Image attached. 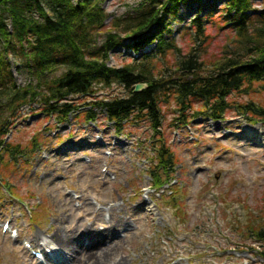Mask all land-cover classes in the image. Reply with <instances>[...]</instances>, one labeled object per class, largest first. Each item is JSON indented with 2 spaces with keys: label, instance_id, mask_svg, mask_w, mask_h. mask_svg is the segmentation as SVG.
<instances>
[{
  "label": "rangeland",
  "instance_id": "1",
  "mask_svg": "<svg viewBox=\"0 0 264 264\" xmlns=\"http://www.w3.org/2000/svg\"><path fill=\"white\" fill-rule=\"evenodd\" d=\"M226 1L180 3L177 15L168 18L169 33L164 34L165 41L174 39L178 56L194 47L190 32L185 31L192 18H202ZM100 2L109 24L140 0ZM252 5L264 13V0H252ZM226 28L206 26L212 36L206 47L208 62L229 49L235 33ZM153 48L145 52L152 54ZM139 56L118 48L108 65L119 67L126 62L123 59ZM175 61L176 52L167 51L154 63L156 74L177 81L172 71ZM7 62L16 85L25 86L29 77L17 70L19 57L11 55ZM61 72L58 68L56 74ZM125 95L121 86L112 84L96 99ZM169 98L168 104L161 105L162 135L178 161L158 192L152 189L145 159L151 153L145 121L126 123L117 132L99 111L92 122L71 117L58 122L35 103L12 115L0 112V125L6 118L9 122L1 140L21 146L6 153V164L3 153L0 162V264H57L71 253L66 264H264L260 254L264 244L241 242L234 232L250 214L263 213L264 123L248 122L235 109L221 120L204 115L188 123L173 121L178 115ZM251 99L264 106V93L232 95L229 100L245 105ZM68 100L80 104L86 99ZM34 138L38 145L31 143ZM162 195L172 198L160 199ZM4 223H8L5 231ZM56 237H77V241L61 250ZM95 239L102 248H112L111 261L92 256L97 250L90 253L89 248ZM75 246L84 253H75ZM31 251L40 252L42 260L37 261Z\"/></svg>",
  "mask_w": 264,
  "mask_h": 264
},
{
  "label": "trees",
  "instance_id": "2",
  "mask_svg": "<svg viewBox=\"0 0 264 264\" xmlns=\"http://www.w3.org/2000/svg\"><path fill=\"white\" fill-rule=\"evenodd\" d=\"M186 1L140 0L123 17L106 24L108 15L100 0H0V112L12 115L35 103L45 116L58 122L67 117L92 122L99 111L117 131L126 123L145 121L150 131L146 141L151 143V153L145 155L149 177L153 187L160 188L178 161L162 135L161 105L168 104L170 96L175 103L173 112L178 115L173 121L179 118L188 123L204 115L221 120L235 109L248 122L264 123L263 105L252 99L245 105L229 100L232 95L264 93V13L253 9L252 0H227L202 18L195 16L185 30L190 32L194 47L178 56L174 39L165 41L164 34L169 33L168 18L175 17L180 3ZM209 24L219 30L227 27L235 34L225 54L208 62ZM118 48L140 56L110 67V57ZM148 48L154 49L152 54L145 52ZM167 51L176 52L172 71L177 81L169 82L156 74L154 63ZM11 55L19 57L17 70L26 71L29 77L23 87L16 85L10 70L7 57ZM58 68L62 69L59 75ZM112 84L121 86L126 95L97 100ZM137 84L146 87L135 93ZM68 98L86 100L76 104ZM84 105L91 107L85 110ZM8 124L6 118L0 134ZM34 141L31 143L38 145ZM1 149L0 162L4 153L6 164V153L21 150V146L4 144L0 137ZM261 211L256 215L261 218L250 214L244 228L234 231L241 242L264 244V208ZM254 222L257 224L252 225ZM260 254L264 256V252Z\"/></svg>",
  "mask_w": 264,
  "mask_h": 264
},
{
  "label": "bare ground",
  "instance_id": "3",
  "mask_svg": "<svg viewBox=\"0 0 264 264\" xmlns=\"http://www.w3.org/2000/svg\"><path fill=\"white\" fill-rule=\"evenodd\" d=\"M225 226L227 227V225H225ZM55 240H56L57 243H59L61 245V247L59 246L61 248V250H64V248L62 246L70 247L71 245L76 244L77 237H70V238L66 237L65 239H60V238L56 237ZM75 247H76L75 248L76 250L74 251L75 253H77L78 251L80 253H84V251L82 249H80L78 246H75ZM89 250H91L90 253H92V252L97 250L92 255L96 260L101 261V260L107 259V262L111 261V257H112V254H113L112 248H102L101 244L96 239H95V242L92 244V246L89 248ZM72 257H73V253H71V256H69L68 258H65V259L62 258L57 264H59V263H61V264L69 263L71 261ZM116 263L117 262H115V261L113 262V264H116ZM117 264H120V262H118Z\"/></svg>",
  "mask_w": 264,
  "mask_h": 264
},
{
  "label": "water",
  "instance_id": "4",
  "mask_svg": "<svg viewBox=\"0 0 264 264\" xmlns=\"http://www.w3.org/2000/svg\"><path fill=\"white\" fill-rule=\"evenodd\" d=\"M146 87L145 84H137L135 87H134V92L135 93H138L140 92V90L144 89ZM0 109H1V106H0Z\"/></svg>",
  "mask_w": 264,
  "mask_h": 264
}]
</instances>
